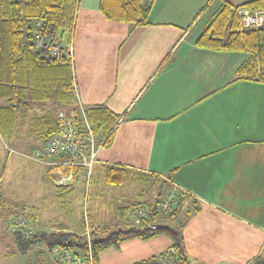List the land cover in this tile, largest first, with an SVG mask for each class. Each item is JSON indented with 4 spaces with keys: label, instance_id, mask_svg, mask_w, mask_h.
Instances as JSON below:
<instances>
[{
    "label": "crops",
    "instance_id": "crops-1",
    "mask_svg": "<svg viewBox=\"0 0 264 264\" xmlns=\"http://www.w3.org/2000/svg\"><path fill=\"white\" fill-rule=\"evenodd\" d=\"M248 1L155 0L148 23L134 28L105 19L99 0H79L75 12V97L82 106L100 105L118 117L111 143L98 146L94 165L101 173V166L116 164L132 177L184 194L187 203L172 221L181 225L192 264H250L264 257V83L235 79L248 51L195 43L221 3L235 7ZM10 135L29 136L19 127ZM102 139L98 135L96 141ZM3 142L0 131V148ZM17 159L13 156L16 165ZM7 163L0 166L1 232L11 233L4 212L15 208L33 217L36 230L66 226L47 218L53 209L47 202L59 200L54 210L60 212L71 194H61L44 177L49 193L33 199L10 194ZM137 194L149 193L140 189ZM146 202L113 204L92 226L129 222L130 207ZM171 244L164 232L131 236L98 251L96 264H135ZM46 253L43 261L57 264L48 250L35 251L33 264H42Z\"/></svg>",
    "mask_w": 264,
    "mask_h": 264
},
{
    "label": "trees",
    "instance_id": "trees-1",
    "mask_svg": "<svg viewBox=\"0 0 264 264\" xmlns=\"http://www.w3.org/2000/svg\"><path fill=\"white\" fill-rule=\"evenodd\" d=\"M79 0H0V131L10 135L16 127L27 130L29 136H38L44 142L57 132L56 115L59 111L73 118L78 127H82L79 103L73 90V67L64 58H53L43 49L34 47L31 31L37 27L49 37L64 36L73 38L75 12ZM155 0H99V11L111 21L125 22L130 28L146 25ZM249 9H264V0L246 2ZM198 47L213 50L248 51L249 57L237 69L236 80L246 79L264 83V27L240 31L239 20L234 6L223 2L206 21L195 41ZM93 134L103 135L96 141L98 146L111 143L117 116L107 112L100 105L82 106ZM44 146V144H43ZM42 146V147H43ZM41 147V148H42ZM36 150L37 153L39 150ZM46 166V165H45ZM47 167L50 181L56 175ZM68 169H64L67 173ZM73 182L63 186L56 184L61 194H70L75 183L85 181V169L75 166L72 169ZM105 184L120 186L131 177L129 169L116 165L101 166ZM90 183L91 174L88 178ZM171 188L160 182L150 205H156L164 190ZM178 190V189H177ZM180 192L179 204L167 214H151L150 223L156 224L152 230L148 222L139 225L129 222H116L91 227L89 240L82 231H73L59 224L51 230H36L29 237L12 232L17 250L28 253L39 243L48 251L54 248L71 250L76 254H92L96 264L98 251L118 245L131 236L152 237L166 233L172 240L171 246L161 254L135 264H192L182 238L181 225L172 220L187 198ZM11 214L22 215L33 221L30 214L18 209L6 210L5 218ZM33 223V222H32ZM7 225V224H6ZM1 232V229H0ZM173 249V252L170 251ZM165 255L168 262H160ZM250 264H264V257L258 256Z\"/></svg>",
    "mask_w": 264,
    "mask_h": 264
},
{
    "label": "rangeland",
    "instance_id": "rangeland-1",
    "mask_svg": "<svg viewBox=\"0 0 264 264\" xmlns=\"http://www.w3.org/2000/svg\"><path fill=\"white\" fill-rule=\"evenodd\" d=\"M3 137L4 142L0 150L4 151L5 157L3 156V159L1 157L0 166L5 165L8 160L7 180L10 181V184L6 185V188L9 189L10 194L15 192L17 196L20 195L26 199H33L37 197L35 195L39 193L41 195L43 192L49 193L50 188L47 186L44 187L42 181V177L49 178L47 167L36 158L35 153L37 149L43 146L44 138L42 139L41 137L33 135L28 137L26 135H17L14 137L7 133H4ZM9 150L11 153L8 155L7 152H9ZM13 156L18 158L17 165L12 162ZM28 156H31V159ZM85 174V181L79 182L78 184L75 183L73 192L70 193V196L65 198L66 203L63 205L64 208H62V211L58 212L54 210L58 203L60 204L59 200L50 199L47 202L50 204V208H53L47 213L48 219L51 221H63L66 223L68 229L76 232L81 231L83 228L85 236H87L88 231H91L93 221L108 214V210H112L113 204L118 206L127 205L138 199L146 200L149 203L154 199L152 197H155L158 188V183L153 184V182L148 179L132 176L123 185L111 188L103 182L101 173L97 170L94 163L89 175L86 171ZM90 174L91 181L89 183L88 178ZM48 182L51 184L50 181ZM140 189L145 191L148 190L149 194L139 197L137 193ZM106 190H108V192H106ZM47 195L49 198H52L51 193ZM1 221L2 220H0V224ZM14 239L11 233L0 232V264H33L35 251H47L43 244H39L34 251L21 254L17 250ZM9 252H11V254L8 256ZM48 256L49 253H46V256H42V264H46L43 259Z\"/></svg>",
    "mask_w": 264,
    "mask_h": 264
},
{
    "label": "built area",
    "instance_id": "built-area-1",
    "mask_svg": "<svg viewBox=\"0 0 264 264\" xmlns=\"http://www.w3.org/2000/svg\"><path fill=\"white\" fill-rule=\"evenodd\" d=\"M239 20L240 31L247 29H257L264 27V9H249L246 5L234 7ZM37 27L31 31V41L34 47L43 49L47 55L53 58H64L73 67V40H67L66 37L57 35L49 37L42 33ZM74 90V84H73ZM80 120L82 127H78L72 117L59 111L56 115L57 132L44 142V146L36 153V158L52 168L56 175L54 182L59 185L68 186L73 182L72 169L75 166H81L90 173L93 163L96 161V151L98 145L96 137L92 132L91 126L79 104ZM68 169L64 173V169ZM180 192L177 188L171 187L164 190L156 205L148 203H139L130 207L128 215L130 223L139 225L142 221H149V227L154 230L156 224L150 223L151 214H167L174 210L179 204ZM6 224L12 232H16L23 237H29L36 231L35 226L28 218L11 214L6 218ZM89 240V231L87 232ZM173 252V249H170ZM53 259L57 264H93L92 254L88 251L87 255L76 254L71 250L54 248L52 250ZM160 262H168L167 256L162 255Z\"/></svg>",
    "mask_w": 264,
    "mask_h": 264
},
{
    "label": "bare ground",
    "instance_id": "bare-ground-1",
    "mask_svg": "<svg viewBox=\"0 0 264 264\" xmlns=\"http://www.w3.org/2000/svg\"><path fill=\"white\" fill-rule=\"evenodd\" d=\"M95 135V134H94ZM86 231V230H85ZM87 232V231H86Z\"/></svg>",
    "mask_w": 264,
    "mask_h": 264
}]
</instances>
